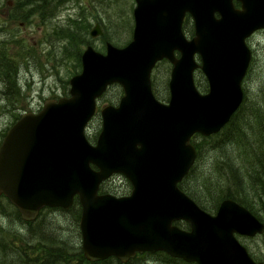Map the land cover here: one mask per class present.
<instances>
[{"label":"water","instance_id":"1","mask_svg":"<svg viewBox=\"0 0 264 264\" xmlns=\"http://www.w3.org/2000/svg\"><path fill=\"white\" fill-rule=\"evenodd\" d=\"M131 39L104 53L87 46L67 96L23 113L0 141V197L23 222L43 208L79 206L80 252L87 262L162 252L186 264L254 262L234 235L253 237L263 225L231 200L214 215L199 209L177 185L195 152L190 138L224 127L242 102L241 81L250 53L245 40L264 29V0H134ZM236 4V5H235ZM188 16L193 35L186 39ZM90 37L99 35L95 26ZM178 53L174 58L173 53ZM197 56L199 63L194 61ZM166 60L168 100L153 97L150 74ZM207 83L200 94L192 72ZM122 92L116 106L99 109L100 129L90 144L85 128L108 87ZM112 174L129 184L127 196L98 195ZM175 222H184L181 230Z\"/></svg>","mask_w":264,"mask_h":264},{"label":"rangeland","instance_id":"2","mask_svg":"<svg viewBox=\"0 0 264 264\" xmlns=\"http://www.w3.org/2000/svg\"><path fill=\"white\" fill-rule=\"evenodd\" d=\"M15 4V0H0V53L11 67L8 75L6 71L0 75V141L21 114L36 113L45 100L67 96L68 80L80 72V55L87 46L101 54L104 53L105 43L122 48L130 41L133 25V0H71L57 10L52 20L44 22L36 13L25 18L14 16ZM94 24H98L101 35L90 38L88 32ZM182 30L189 39V20L184 21ZM245 45L250 53V62L241 81L243 101L239 106V115H247L251 105L264 114V29L250 35ZM150 80L155 97L166 99L167 66L157 65L151 71ZM193 83L198 92H206L205 81L198 72L193 74ZM121 94V89L114 85L96 101L95 114L85 128V137L90 144H94L100 129L98 110L105 105H116ZM199 147L198 172L193 182H212L215 187L219 186L220 181L211 169L215 165L214 159L221 153L226 156L239 154L230 146L222 152L208 144H200ZM218 179H226V176H219ZM105 184L106 193L116 197L126 196L130 190L127 181L120 176L110 177ZM222 185V189L229 188L226 183ZM6 208L12 207L0 198V264H30L26 263V257L19 255L20 249L25 247L26 256L32 259L36 256L39 243L29 239L25 227ZM256 209L260 222L264 224V208ZM72 221L68 213L44 210L37 224L33 225L34 234L43 239L48 234H53L55 239L59 235L65 243L75 245L78 241L80 245L78 228L71 227ZM234 238L253 261L264 264V232L253 238L238 235ZM134 264H160V261L153 254H143L140 259L134 260Z\"/></svg>","mask_w":264,"mask_h":264},{"label":"trees","instance_id":"3","mask_svg":"<svg viewBox=\"0 0 264 264\" xmlns=\"http://www.w3.org/2000/svg\"><path fill=\"white\" fill-rule=\"evenodd\" d=\"M38 4L39 2L37 0H16L17 13H19V11H24L27 8L26 10L30 12L28 15L33 14V11H36L35 9L38 7ZM43 5L47 6L48 2H44ZM44 17V15L41 16V18ZM6 62L7 60L5 56L0 53V75L5 73V71L8 75L11 71L10 64ZM113 86L114 85L108 87L107 90L112 89ZM238 110L218 134L206 138L194 135L191 138L190 142L194 149L197 150L195 164L177 187L206 213H214L218 203L222 199H230L248 210L258 221H260L258 217L259 211L256 208H264V117H262L264 114L260 113L258 109H254L252 105L248 107L247 111L249 112L247 115H239L241 109ZM198 144H208L212 149H217L219 152H222L223 149L230 146L232 148L234 147V152L236 154H239L238 156L228 155V158L224 153H221L222 155H218V157L214 159L215 165H213L211 169L212 173L217 175V180L220 181L219 186L215 187L212 182H201L198 184L193 182V179L197 176L198 162L201 153ZM219 176L220 178L226 176V179H218ZM222 183H226L230 189L227 187L222 189ZM0 198L4 199L3 197ZM6 204L8 206L10 205L7 201ZM6 209H8L9 213H12V216L14 215L15 220L18 221L22 227H25L29 239L39 243V249L36 251V256L32 259L26 256L25 247L20 249L21 254L19 255L26 257V263L108 264L109 262H114L115 264H121L113 258L93 263L87 262L81 255L78 241H76L75 245H70L65 243L63 239H59V235L58 238L55 239L53 234H48L43 239L38 237L37 234H34L36 233V230L33 228V225L44 210L68 213L73 218L71 227L77 228L79 208L75 200L72 207L67 211L43 208L39 211L36 219L33 222L28 223L23 222L19 218L13 207ZM174 225L180 229L186 227L185 224L180 222H175ZM143 254L136 255L133 259L124 264H134V260L140 259ZM153 256L159 259L160 264H186L178 259L170 258L162 252H155L153 253Z\"/></svg>","mask_w":264,"mask_h":264},{"label":"flooded vegetation","instance_id":"4","mask_svg":"<svg viewBox=\"0 0 264 264\" xmlns=\"http://www.w3.org/2000/svg\"><path fill=\"white\" fill-rule=\"evenodd\" d=\"M16 1V0H15ZM21 1V0H20ZM23 1V0H22ZM38 2H39V4H38V7L35 9L36 11H33V13H36L40 18H41V16L42 15H44L45 17L44 18H41L42 20V22H44L45 20H48V19H50V20H52L51 18H53L54 16H55V14L57 13V10L61 7V6H63L64 5V3H66V2H70L71 0H46V1H44V0H37ZM44 2H48V5L47 6H44L43 4H44ZM133 2H134V0H133ZM19 6V5H18ZM134 7H135V2H134V6H133V8H132V10L134 9ZM14 10H13V12H14V16H24V18L25 17H27V15L30 13L28 10H24V11H19V13H17V6H16V4L14 5ZM88 9H89V7H88ZM131 17H132V11H131ZM187 19L190 21V25H191V33H190V38L192 37V35H193V29H192V23H191V20H190V18L188 17V16H185L184 17V19H183V22H182V26H183V23H184V21L186 20L187 21ZM25 20V19H24ZM72 24V23H71ZM132 24H133V18H132ZM21 25H22V23H21ZM97 27V29H98V31H99V35H97V36H95V37H98V36H100L101 35V30H100V28H99V26H98V24H94V26H93V28L94 27ZM92 28V29H93ZM132 28H133V25H132ZM91 29V30H92ZM90 30V31H91ZM90 31L88 32V36L90 37ZM182 32H183V30H182ZM131 33H132V30H131ZM184 34V33H183ZM185 36V35H184ZM95 37H90V38H95ZM189 38V39H190ZM131 39V38H130ZM187 39V38H186ZM129 43V42H128ZM127 43V44H128ZM106 44V43H105ZM105 44H104V47H105ZM173 56H174V58H178V53L177 52H174L173 53ZM194 61L198 64L199 63V59H198V57L197 56H194ZM249 62H250V60H249ZM159 64H165L166 66H167V68H168V78H169V72H170V69H171V66H170V64L166 61V60H164V59H162V60H160V61H158L155 65H154V67L152 68V70L157 66V65H159ZM249 65V64H248ZM248 68V67H247ZM151 70V71H152ZM194 72H198L200 75H201V78L205 81V84H206V86H205V89H206V92H207V83H206V80H205V77H204V75L200 72V70L199 69H195L193 72H192V78H193V74H194ZM151 75V74H150ZM243 79V78H242ZM168 82V81H167ZM150 88H151V92H152V95H153V97L156 99V101H158V102H160V103H166L167 102V100H168V89H167V97H166V99H164V100H158L156 97H155V95H154V93H153V91H152V84H151V80H150ZM197 90V89H196ZM242 90V89H241ZM198 91V90H197ZM106 92V91H105ZM104 92V93H105ZM205 92V93H206ZM103 93V94H104ZM200 93V92H199ZM102 94V95H103ZM200 94H202V93H200ZM204 94V93H203ZM242 95H243V92H242ZM122 96V94L119 96V98ZM119 98H118V100H119ZM118 100H117V103H118ZM242 101H243V97H242ZM117 103H116V105H117ZM242 103V102H241ZM116 105H110V106H116ZM105 106H107V105H105ZM102 107H104V106H102ZM101 107V108H102ZM99 111V110H98ZM233 116V115H232ZM224 127H222L221 128V130L223 129ZM220 130V131H221ZM219 131V132H220ZM218 132V133H219ZM218 133H216V134H218ZM195 135H197V134H195ZM213 135H215V134H213ZM213 135H210V136H213ZM194 136V135H193ZM192 136V137H193ZM199 137H202V136H200V135H198ZM191 137V138H192ZM207 137H209V136H207ZM191 138H190V141H191ZM202 138H206V137H202ZM190 144H191V142H190ZM191 146H192V144H191ZM198 146H199V144H198ZM193 147V146H192ZM200 149H201V147H199ZM193 149H194V147H193ZM194 152H195V159H196V153H197V150L196 149H194ZM195 159H194V161H195ZM194 163V162H193ZM193 165V164H192ZM192 167V166H191ZM191 169V168H190ZM189 169V170H190ZM189 172V171H188ZM187 175V174H186ZM185 175V176H186ZM112 176H120V177H122L121 175H119V174H112V175H110L107 179H109L110 177H112ZM184 176V177H185ZM183 177V178H184ZM123 178V177H122ZM106 179V180H107ZM124 179V178H123ZM106 180H104L100 185H99V188H98V195H110V194H108V193H106V189H105V187L104 186H106V184H105V182H106ZM182 181V180H181ZM128 183V182H127ZM129 185V184H128ZM178 188V187H177ZM129 192H130V190H129ZM182 192V191H181ZM183 193V192H182ZM129 194V193H128ZM184 194V193H183ZM185 195V194H184ZM111 196H113V195H111ZM127 196V195H126ZM113 197H116V196H113ZM120 197H123V196H120ZM188 197V196H187ZM116 198H119V197H116ZM189 198V197H188ZM190 199V198H189ZM191 200V199H190ZM223 200H230V199H222L221 201H223ZM192 201V200H191ZM220 201V202H221ZM232 201V200H231ZM193 202V201H192ZM219 202V203H220ZM234 202V201H233ZM194 203V202H193ZM219 203H218V205H219ZM236 203V202H235ZM77 204V203H76ZM195 204V203H194ZM237 204V203H236ZM73 205V204H72ZM72 205L70 206V208L72 207ZM78 205V204H77ZM196 205V204H195ZM218 205H217V207H218ZM239 205V204H238ZM197 206V205H196ZM198 207V206H197ZM217 207H216V209H217ZM242 207V206H241ZM78 208H79V206H78ZM199 208V207H198ZM46 209H49V208H46ZM200 209V208H199ZM245 209V208H244ZM42 210V209H41ZM203 211V210H202ZM216 211V210H215ZM248 211V210H247ZM205 212V211H204ZM249 212V211H248ZM215 213V212H214ZM214 213H207V214H209V215H214ZM250 213V212H249ZM38 214H39V212H38ZM251 214V213H250ZM252 215V214H251ZM38 216V215H37ZM36 216V217H37ZM36 219V218H35ZM257 220V219H256ZM258 221V220H257ZM33 222V221H32ZM258 222H260V221H258ZM26 223H28V222H26ZM180 223H182V224H185L186 225V223H184V222H180ZM262 225H263V232H264V224L262 223V222H260ZM176 226V225H175ZM177 227V226H176ZM181 230H187V225H186V227L184 228L183 227V229H181ZM235 236V235H234ZM255 236H257V235H255ZM254 236V237H255ZM253 238V237H252ZM148 254H153V253H148ZM249 256V255H248ZM250 257V256H249ZM254 262H256V261H254ZM261 263V262H260Z\"/></svg>","mask_w":264,"mask_h":264},{"label":"bare ground","instance_id":"5","mask_svg":"<svg viewBox=\"0 0 264 264\" xmlns=\"http://www.w3.org/2000/svg\"><path fill=\"white\" fill-rule=\"evenodd\" d=\"M39 263H41V262H39Z\"/></svg>","mask_w":264,"mask_h":264}]
</instances>
